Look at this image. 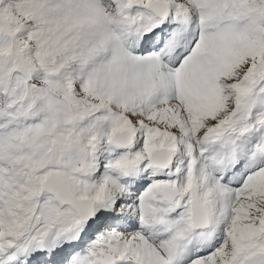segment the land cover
<instances>
[{
    "label": "snow or ice",
    "instance_id": "6c2138e0",
    "mask_svg": "<svg viewBox=\"0 0 264 264\" xmlns=\"http://www.w3.org/2000/svg\"><path fill=\"white\" fill-rule=\"evenodd\" d=\"M0 264H264V0H0Z\"/></svg>",
    "mask_w": 264,
    "mask_h": 264
}]
</instances>
